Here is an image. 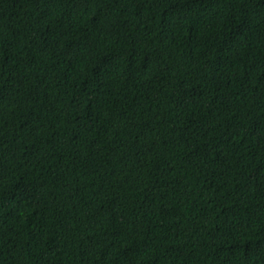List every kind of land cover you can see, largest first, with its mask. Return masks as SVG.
Segmentation results:
<instances>
[{"label":"trees","instance_id":"trees-1","mask_svg":"<svg viewBox=\"0 0 264 264\" xmlns=\"http://www.w3.org/2000/svg\"><path fill=\"white\" fill-rule=\"evenodd\" d=\"M0 264H264V0H0Z\"/></svg>","mask_w":264,"mask_h":264}]
</instances>
